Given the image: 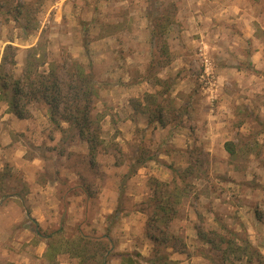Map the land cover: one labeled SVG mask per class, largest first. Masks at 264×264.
Returning <instances> with one entry per match:
<instances>
[{
	"label": "rangeland",
	"instance_id": "obj_1",
	"mask_svg": "<svg viewBox=\"0 0 264 264\" xmlns=\"http://www.w3.org/2000/svg\"><path fill=\"white\" fill-rule=\"evenodd\" d=\"M32 48L66 84L58 123L23 97L18 118L0 91V264H81L50 256L81 234L111 237L109 264H264V0H0L9 87ZM76 63L97 92L94 156L64 118ZM140 155L156 159L132 173Z\"/></svg>",
	"mask_w": 264,
	"mask_h": 264
},
{
	"label": "trees",
	"instance_id": "obj_2",
	"mask_svg": "<svg viewBox=\"0 0 264 264\" xmlns=\"http://www.w3.org/2000/svg\"><path fill=\"white\" fill-rule=\"evenodd\" d=\"M155 20V18H154ZM153 24H156L155 21H153ZM154 25V29L152 30V40L156 45L163 46L164 48V54H166L165 58L169 57V54L167 52L168 43L166 42L164 38V34L159 30L160 27ZM159 28V29H158ZM159 31H158V30ZM162 45H161V44ZM12 47H7L6 49L9 50ZM6 50V51H7ZM29 56L26 60L25 69L23 71V74L21 77H19L16 80H13L12 75H8V78L12 79V83H14L12 86H8L6 82V75H2L0 73V91L5 93L9 89L14 92L13 97L17 96L18 101H15V99H11L9 101L10 108L16 114L18 118H26V116L22 113L21 110H19V104L21 102L20 97H23V99L31 100V99H37L44 101L46 105L50 109V119L54 123H58L57 115H59V109L60 105L62 103V94H63V86L66 83H63V79L60 77L59 72L55 68H51L50 72L47 74H39L38 73V64L37 65L33 62V56L36 57L38 55V48H32L29 52ZM4 60L3 64H7L9 59V54H4ZM169 61V60H168ZM170 62V61H169ZM16 64V60H11L10 64ZM168 63V62H167ZM72 69L74 70L72 72V79H75L78 82L79 87L76 88L77 92L75 94V97L73 98L74 101H72L71 110L72 112L70 115H65V120L70 124V127L72 129L78 130L80 137L85 140L90 148V153L94 156L99 145H100V128L98 125L96 126L94 121L90 120L89 117V106L87 103H90V98L85 96L89 93H93V89L91 88L89 91H84L82 94V86L83 85H91L93 76L91 75L90 70L86 67H84L83 64H73ZM40 67V66H39ZM71 76V77H72ZM70 85V84H69ZM96 86V84H95ZM70 90L73 89L71 85L69 86ZM94 87V85L92 86ZM94 93L97 94L96 91ZM82 94V97H81ZM151 99L154 98V96L149 95L148 96ZM149 100V99H148ZM83 102L86 104L83 106ZM69 110V108H65L64 111ZM68 113V112H67ZM156 121L159 123H163L162 114L161 116L156 118ZM226 150L230 154V156L234 155V149L232 148V143L227 142ZM156 158L148 156L144 157L143 155H140V158H137L138 160V166L137 168L132 169V173H135L136 170L143 167L148 161L155 160ZM83 188V187H82ZM72 195H76L77 192L75 190H71ZM83 194H86L83 190ZM156 208H159L158 211L168 213L170 211V216H167L168 219H171L172 216L175 214L174 208L169 205L168 203H165L162 200H156ZM159 214V213H157ZM123 215V212L121 211V208H118V210L115 211L113 215H111L108 219H115ZM164 217V214H163ZM109 232L111 229V226H108ZM105 234L99 238H93L89 237L87 235L81 234L80 238L78 240L74 241H61L58 246L54 245L51 246L50 250V256L52 257V260H55V257L58 254H69L71 258L79 259L81 264H109V256L111 254L112 250V240L111 237ZM51 238V237H49ZM150 238L155 239L153 236H150ZM156 240V239H155ZM122 263L123 264H134L132 260V256L130 254L123 255L122 254ZM56 264V263H55ZM58 264V263H57Z\"/></svg>",
	"mask_w": 264,
	"mask_h": 264
}]
</instances>
